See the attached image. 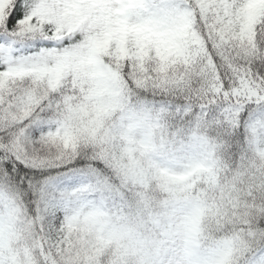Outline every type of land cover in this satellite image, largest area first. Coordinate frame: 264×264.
<instances>
[{
	"label": "snow or ice",
	"instance_id": "1",
	"mask_svg": "<svg viewBox=\"0 0 264 264\" xmlns=\"http://www.w3.org/2000/svg\"><path fill=\"white\" fill-rule=\"evenodd\" d=\"M0 264H264V0H0Z\"/></svg>",
	"mask_w": 264,
	"mask_h": 264
}]
</instances>
